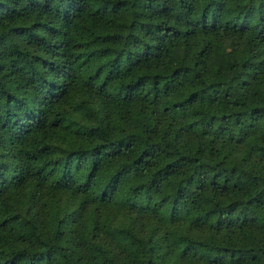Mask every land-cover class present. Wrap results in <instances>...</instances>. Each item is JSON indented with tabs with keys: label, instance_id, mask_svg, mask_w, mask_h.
<instances>
[{
	"label": "trees",
	"instance_id": "1",
	"mask_svg": "<svg viewBox=\"0 0 264 264\" xmlns=\"http://www.w3.org/2000/svg\"><path fill=\"white\" fill-rule=\"evenodd\" d=\"M0 264H264V0H0Z\"/></svg>",
	"mask_w": 264,
	"mask_h": 264
}]
</instances>
